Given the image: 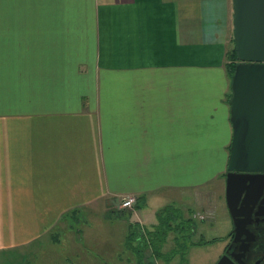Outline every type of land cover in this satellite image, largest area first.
Segmentation results:
<instances>
[{
	"label": "crops",
	"instance_id": "1",
	"mask_svg": "<svg viewBox=\"0 0 264 264\" xmlns=\"http://www.w3.org/2000/svg\"><path fill=\"white\" fill-rule=\"evenodd\" d=\"M233 16L231 0H0V215L39 199V228L94 206L144 230L183 203L187 152L232 134ZM188 69L219 71L221 94L189 92Z\"/></svg>",
	"mask_w": 264,
	"mask_h": 264
},
{
	"label": "rangeland",
	"instance_id": "2",
	"mask_svg": "<svg viewBox=\"0 0 264 264\" xmlns=\"http://www.w3.org/2000/svg\"><path fill=\"white\" fill-rule=\"evenodd\" d=\"M10 12L21 14L20 8L13 2L12 7L3 13ZM228 47L232 48L231 44ZM200 65L201 62L197 64ZM181 79L188 81L189 92H203L214 96L221 94L223 80L217 70L209 72L206 69H188L182 71ZM228 79L231 82L229 77ZM198 85L200 87H195ZM230 95L231 92L227 97L229 108ZM219 131V151L215 148L213 151L192 149L187 152L188 167L182 168L181 173V185H186V190L181 192L183 203L170 202L169 212L162 215L163 222L170 223L171 230L167 231L165 241L160 244V258L149 248L143 254L141 264H214L217 260L225 245L224 237L231 232L233 226L227 215L223 176L232 134L229 129L228 137L225 136L224 125L219 127ZM225 142L226 146L222 148ZM106 205L110 206V200L109 203L105 202ZM29 206L32 207L31 214L20 212ZM143 208L144 205L140 209ZM171 209L178 213L174 215L175 218L171 215ZM160 210L163 209H159L144 222L143 225L148 230H153L158 225ZM112 212L109 207L101 213L94 206L79 212L71 210L60 217L59 224H45L39 228V199H11L8 214L0 215V264H126L131 252L125 249L128 247L126 237L130 234V228L127 227L129 216H113ZM185 219H192L196 223L193 233L186 226L184 231H178V222ZM134 221L133 217L132 224ZM123 229L129 232L121 239L119 234ZM112 230L115 231V236L110 238ZM86 236L89 237L88 240ZM102 236L110 239L96 240ZM72 237L77 242L72 241ZM90 237L93 240H89ZM214 237L222 239L218 238L220 242L209 244L211 240L217 239ZM155 242L154 239L153 244ZM130 258H133L132 252ZM164 258L170 259L169 262H164Z\"/></svg>",
	"mask_w": 264,
	"mask_h": 264
},
{
	"label": "water",
	"instance_id": "3",
	"mask_svg": "<svg viewBox=\"0 0 264 264\" xmlns=\"http://www.w3.org/2000/svg\"><path fill=\"white\" fill-rule=\"evenodd\" d=\"M238 64L230 82L232 128L226 165L225 203L238 228L239 197L248 175L264 172V0H231ZM217 264H224V257Z\"/></svg>",
	"mask_w": 264,
	"mask_h": 264
},
{
	"label": "flooded vegetation",
	"instance_id": "4",
	"mask_svg": "<svg viewBox=\"0 0 264 264\" xmlns=\"http://www.w3.org/2000/svg\"><path fill=\"white\" fill-rule=\"evenodd\" d=\"M226 174L225 168L224 180ZM242 175H248L249 185L239 197L238 228L232 223V230L214 264L223 257L224 264H264V172Z\"/></svg>",
	"mask_w": 264,
	"mask_h": 264
},
{
	"label": "trees",
	"instance_id": "5",
	"mask_svg": "<svg viewBox=\"0 0 264 264\" xmlns=\"http://www.w3.org/2000/svg\"><path fill=\"white\" fill-rule=\"evenodd\" d=\"M233 47L230 51L226 52L225 54V70L228 74V77L232 78V75L234 73L235 66L238 64V59L237 55L235 53V47H234V40L232 41ZM231 97V95H230ZM171 206L165 207L163 210H160L158 215L160 216V220L157 226H155V229L153 230H148L147 228H144V230H141L138 225H133L128 223L127 227L130 229V234L127 235L126 239L128 238L127 241V246L125 249L128 251H131L133 253V258L131 260V252L130 256L127 257V263L126 264H132L133 262L135 264H141L142 259H143V254L147 251V249L152 248L153 252L155 255H157V258L159 257V248L160 244H163L167 237V231L171 230L170 223H165L163 222L162 215L165 213H168V209H170ZM171 215L174 217V215H178L177 211L174 209H171ZM175 211V213H173ZM182 222H184L182 224ZM182 224V225H181ZM189 228L191 229V233L194 232V228L196 227V223L192 219H185L181 220L177 224V229L178 231L182 232L184 231V228ZM176 231V230H175ZM129 232V231H128ZM156 240L155 244H153V240ZM219 241L218 239L211 240L208 242L209 244L215 243ZM207 243H204V245ZM201 244H194V246H200ZM181 248V247H180ZM185 250V248H184ZM160 258V257H159ZM170 259L164 258V262H169ZM150 264H152L150 262Z\"/></svg>",
	"mask_w": 264,
	"mask_h": 264
},
{
	"label": "built area",
	"instance_id": "6",
	"mask_svg": "<svg viewBox=\"0 0 264 264\" xmlns=\"http://www.w3.org/2000/svg\"><path fill=\"white\" fill-rule=\"evenodd\" d=\"M136 199L135 198H125L120 201V205L122 209H131L133 205L135 204Z\"/></svg>",
	"mask_w": 264,
	"mask_h": 264
}]
</instances>
